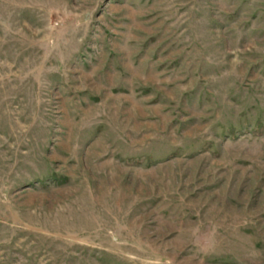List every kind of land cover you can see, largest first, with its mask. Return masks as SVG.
<instances>
[{"label":"rangeland","instance_id":"obj_1","mask_svg":"<svg viewBox=\"0 0 264 264\" xmlns=\"http://www.w3.org/2000/svg\"><path fill=\"white\" fill-rule=\"evenodd\" d=\"M0 264H264V0H0Z\"/></svg>","mask_w":264,"mask_h":264}]
</instances>
